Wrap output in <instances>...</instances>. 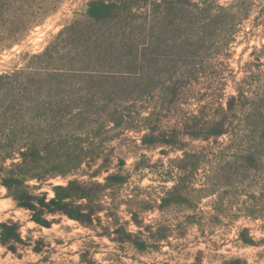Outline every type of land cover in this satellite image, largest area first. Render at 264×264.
<instances>
[{"label":"rangeland","instance_id":"rangeland-1","mask_svg":"<svg viewBox=\"0 0 264 264\" xmlns=\"http://www.w3.org/2000/svg\"><path fill=\"white\" fill-rule=\"evenodd\" d=\"M91 1L0 0V139L11 140L0 144L1 156L15 155L18 162L21 149L37 140L55 139L70 120L72 109L67 103H78L75 108L99 103L103 108L98 118L104 115L101 112L106 106L127 107L128 115L135 113L138 104L152 111L158 107L165 122L185 123L197 118L231 120L235 124L246 119L256 105L252 99L264 84L259 75L264 67L258 59L264 44V27L258 26L264 23L257 7L261 0H249L253 6L248 12L232 11L239 21L227 15L214 21L205 41L193 43L192 84L178 91L168 80L184 65V52H171L166 46L159 51L161 60L167 61L161 71L162 81H167L163 86L137 84L138 68L132 63L138 47L148 41L147 14L160 1L105 0L116 2L117 13L99 23L86 16ZM227 2L231 4L226 0L221 4L228 6ZM98 36V49L87 45L90 38ZM183 37L176 32L164 38L180 43ZM241 91L252 93L248 95L250 100L240 98ZM233 96L235 101L231 100ZM115 135L103 134L96 139L103 149L100 161L85 164L81 171L65 177L43 183L33 180L27 185L32 190L40 186L37 193H48L52 198L54 186L72 180L104 183L106 174L92 180L90 175L103 166L116 167L119 159L126 160L130 182L108 194L117 202L130 204L119 210L128 229L139 232L131 221V212L140 215L145 228L153 229L152 234L149 228L144 229V235L139 234L147 242L146 251L99 237L101 229H86L63 216L50 217L53 224L49 228L37 225L29 211L17 206L0 177V223H19L24 240L13 253L0 239V264H236L237 260L240 264H264V199L251 204L248 196H237L233 205L220 210L219 218L212 198H191L185 205L159 210L164 191L159 171L163 163L168 166L182 152L172 147H143L134 133ZM186 142L190 148L206 145L190 139ZM49 145L42 169H50L45 163L62 151ZM142 161L147 164H140ZM12 162L9 159L6 168ZM246 202L257 206L260 218L251 219L241 212ZM245 228L255 246L239 241L238 234Z\"/></svg>","mask_w":264,"mask_h":264},{"label":"trees","instance_id":"trees-1","mask_svg":"<svg viewBox=\"0 0 264 264\" xmlns=\"http://www.w3.org/2000/svg\"><path fill=\"white\" fill-rule=\"evenodd\" d=\"M159 1L160 5L154 4L147 14L148 41L143 47H138L136 59L132 63L138 68L137 84L149 88L159 84L163 86L167 81H162L161 71L167 61L161 60L159 51L166 46L171 52L176 49L184 52L186 66L183 65L168 80V84L176 88V91L192 84L191 73L195 68L193 62L190 63L191 57L195 55L191 50L193 43L196 41L197 45L205 41L214 21L223 19L224 15L233 21L237 16L232 15V11L236 10L237 14L248 12L253 6L249 0H226L231 1V4L227 2L228 6L221 4L224 0ZM87 7L86 16L97 23L112 19L117 13L116 2L92 0ZM257 7L260 15L264 17V0ZM241 19L244 20L245 17L242 16ZM234 21H239V18ZM258 26L264 27V23ZM176 32H180L182 37L184 35L180 43L165 40L166 35H174ZM98 41L99 36L97 39L90 38L87 45L98 49ZM260 53L259 65L264 67V44ZM259 75L260 80H263L264 70L261 69ZM249 94L252 93L241 91L239 97L247 99ZM231 100L235 101L236 96ZM252 103L256 105L247 118L238 124L231 120L205 121L197 118L185 123L165 122L160 118L162 112H158V107L152 111L145 106L139 107L138 104L134 106L135 113L132 111L128 115L127 107L106 106V111L101 112L104 115L100 114L98 118L101 111L99 109L103 108L99 103H87L90 105L78 108H75L78 103H67V107L72 109L70 120H67L66 130L60 132L55 139L50 141L47 138L41 142L37 140L25 147L26 150L21 149L18 162H15V155H0L2 185L8 189L17 206L29 211L31 220L39 226L49 228L53 224L50 217L63 216L86 229L95 232L101 229L103 232L99 237H107L119 244L129 243L140 252H145L147 242L139 234L144 235V229L149 227H144V221L138 213L131 212V221L139 228V232L128 229V223L122 222L119 210L122 205L129 207L130 204L124 203L125 201L117 202V199L108 194L130 182L131 175L125 170L126 160L119 159L116 167L103 166L90 175L92 180L106 174L104 183L72 180L67 185L54 186L52 198H49L48 193H37L40 186L32 190L27 182L35 180L43 183L51 178L65 177L72 172L81 171L85 164L91 165L102 158L103 149L95 143L97 138L103 134H116V138L134 133L143 147H172L175 151L182 152V156L170 160L168 166L163 163L159 171L164 184L159 210L185 205L191 198L197 201L212 198L214 212L218 216L225 206L234 204L233 200L237 196H248L251 204L264 199V84L258 87ZM57 104L62 103L55 105ZM186 139L206 145L190 148ZM9 141L11 140L0 139V144ZM49 144L55 149L61 148L62 151L53 160L45 163L50 169H42L44 164L41 162L47 159L44 152ZM9 159L13 162L6 168ZM106 162L110 160L106 159ZM142 163L147 164L146 161L140 162ZM249 202H246L241 212L251 219L260 218L257 206H252ZM149 232L152 234L153 229L149 228ZM113 235L117 238H113ZM238 238L245 245L255 246L254 238L247 228L239 232ZM0 239L4 247L15 253L17 247L24 243L19 223H0ZM239 262L237 260L236 264H240Z\"/></svg>","mask_w":264,"mask_h":264}]
</instances>
